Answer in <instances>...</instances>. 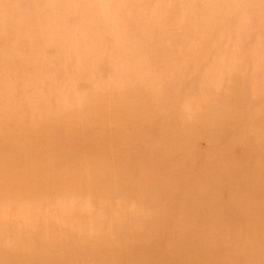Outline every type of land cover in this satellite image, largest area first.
<instances>
[{
    "label": "rangeland",
    "instance_id": "374dc122",
    "mask_svg": "<svg viewBox=\"0 0 264 264\" xmlns=\"http://www.w3.org/2000/svg\"><path fill=\"white\" fill-rule=\"evenodd\" d=\"M135 84L153 93V98L146 101L148 114H157L156 124L162 125L166 133L170 132L169 135L177 133L184 123L197 125L195 105H210L215 97L223 96L226 103L237 107V112L242 110L239 107L243 101L245 104L256 103L259 105L257 108H261L264 106V0H0V113L4 117L0 116V146L4 141L5 121L14 124L10 132L26 142L27 132L17 123L28 126L38 114L41 117H56L61 115L58 113L60 109L75 110L81 105L83 110L87 104L88 110L94 113L97 107L126 95L144 101L141 93L135 90ZM235 84L238 89L232 90ZM179 94L181 100L177 102ZM204 110L208 112L210 121L217 115L216 112ZM251 111L255 112L256 109ZM240 113L241 117L232 119L228 127L215 136L226 134L228 138L238 139L235 137L241 134L243 138L252 140L250 128L244 126L250 117L246 111ZM262 120V124L258 125L264 126V118ZM141 130L149 135L150 123L139 127V136ZM100 135V127L96 126L87 143L94 144ZM152 137L155 140L154 130ZM222 138L217 147L224 144ZM152 140L150 142H154ZM60 142L64 148L62 155L68 158L70 137L63 135ZM214 143L211 140L195 152L210 149ZM133 145V153H141L142 147L137 146L138 141H134ZM247 151L251 149L247 148ZM237 153L235 151V155ZM95 155L96 160L87 165L98 170L97 159L101 160L102 154ZM183 157L177 151L173 158L182 162ZM28 159L29 155H26ZM130 163L128 161V165ZM68 182L69 178H64L63 185ZM250 184L251 179L240 181L243 187ZM197 186L203 188L201 183ZM25 189L21 192L24 197L20 199H10L1 194L0 224L16 226V221L19 223L23 218L20 213L24 212L21 211H28L29 208H32L30 212L24 213L27 221L38 215L47 219L48 214L51 222L47 219L46 223L58 222L60 228L70 229L69 224H77L80 234L71 233L67 237L75 246L69 248L74 253L72 264H95L101 259H107L101 264H156L152 257L156 253L162 259L160 264H177V253L168 252L164 258L163 252H157L158 241H150L146 248L139 247L136 241H149L144 240L140 233L149 232L154 227L153 222L144 224L146 221L138 218L132 221L134 226L126 225L127 228L133 226L135 232L123 231L112 235V238H122L121 247H117V244L100 249L93 247L89 234L108 227L111 217L118 218L115 216L121 214V202L111 195L110 189L102 192L101 189L95 190L90 197L87 194V198L70 195L74 201L69 196L38 201L30 197L39 192L35 191L37 187L32 192ZM129 191L132 194V189L128 190V194ZM158 193L159 199H167ZM131 197L135 199L137 196L133 194ZM240 197H244V194L235 195L234 202ZM23 198L27 200L23 202ZM28 200V203L31 201L32 205H36L35 211V206L30 205L27 209ZM75 200L80 202L75 204ZM83 201L88 202L87 205ZM105 201V204L100 203ZM70 204L73 208L65 206ZM127 204L128 207L124 208L130 209L129 212L139 209H133L138 205L130 200ZM158 206L157 202L148 209L155 211ZM226 208L225 205L220 207V215L238 226L239 238L227 233L233 231L234 226L226 231L222 230V224L217 226L218 221L222 223L220 218L214 220L219 230L212 234L211 220L201 218L199 222L192 223L175 216L173 219L184 224H178L179 228L173 234L176 242L184 247V251L197 255L211 243L207 238L210 234L212 238H225L218 242L220 254L227 255L228 250L237 246L240 248L242 257H238L234 264H264V240L257 237L264 235V210L256 203L255 207L237 215ZM60 209H64L63 214ZM217 209L212 211L215 213ZM61 214L64 215L62 219L69 215L72 220L69 217L64 224ZM6 217H10L9 220ZM12 218H16L14 222ZM59 221H63L64 226ZM23 223L24 220L18 226ZM48 225L45 226L50 231L52 227ZM186 225L189 226L188 232ZM203 225L204 232L199 228ZM174 229L166 228L161 236L168 237ZM8 236V232L0 236V254L8 247L16 246V242ZM152 240L162 241L163 238L159 236ZM35 246L38 249L41 246L38 237ZM186 252L179 254L187 261ZM243 257L247 263L242 262ZM211 258L203 257L199 264H210ZM192 262V259L188 260V264ZM5 263L6 260L0 258V264Z\"/></svg>",
    "mask_w": 264,
    "mask_h": 264
},
{
    "label": "bare ground",
    "instance_id": "6f19581e",
    "mask_svg": "<svg viewBox=\"0 0 264 264\" xmlns=\"http://www.w3.org/2000/svg\"><path fill=\"white\" fill-rule=\"evenodd\" d=\"M135 86V90L141 93L144 101H138L133 96L126 95L124 98H116L113 102L100 108L97 107L94 113L88 110L89 104H87L83 110L81 105L75 110L60 111V109L58 113L61 115L56 117L55 115L41 117L38 114L32 124L28 126L21 122L17 123L20 128L27 132L26 142H22L18 136L13 135L9 129L14 124H8L5 121L4 141L0 146V196L4 194L10 199H20L22 196L24 197L21 192L25 188L32 192V189L37 187L38 190L35 191L39 192L30 197L38 201H49L51 198L70 197V195L87 198L95 190L101 189L100 192H102L104 189H110V191L112 190L111 195L118 197L121 202L120 210L118 209L121 214L120 216L119 214H117L118 216L114 215L118 218L112 216L108 227L95 230L89 234L93 240V247L96 246L95 249L105 248L113 244L121 247L123 245L122 238H112V235L114 233L118 235L123 231L135 232L136 229L133 228L132 221L138 218V220L146 221L144 224L153 222L154 227L149 232L140 233L144 240H149L136 241L140 244V248H146L150 241H158L157 252L159 250L163 252L164 258L167 257L168 252L177 253V264H188L190 259L193 260L190 264H199L203 257H212L211 261L216 263L234 264L238 257H242L240 248L237 246L233 250H228L227 255L226 253L220 254L218 242L224 241L225 238L222 240L212 238L210 234V237L207 238L211 243L206 249L202 248L199 254L194 255L184 251V247L176 242V236H173L179 228L178 224H184L173 218L180 216L181 219H188L192 223L199 222L201 218L207 221L211 220L212 234L219 230L214 220L220 218L222 223L218 221L217 226L222 224L223 231L234 226L233 231L227 233L239 238L241 235L238 226L231 221L224 220L219 212L220 207L222 205L227 206L226 209L231 210L234 215L242 213L250 207H255V203L264 210V126L258 125L263 122L264 106L258 109L257 106L259 105L256 103L245 104L243 101L239 107L242 110L237 112V107H232L226 103L223 96L215 97L210 105H203L202 103L200 107L195 105L197 125L191 123L185 125L184 123L183 127H179L177 133L169 135L170 132L166 133L162 125L156 124L157 114H148V102L146 101L153 98V93L145 91L140 84H135ZM237 87L235 84L232 90H237ZM241 98L245 100L243 97ZM177 99V102L181 100V94L177 95ZM194 103L191 105L193 106ZM204 108L216 112V117L210 121L208 112ZM254 109L256 111L252 112L251 110ZM243 111H246L247 116L250 117L246 119L247 124L244 126L250 128L252 140L243 138L241 134L235 137L238 139L228 138L226 134L215 136L219 131L222 133L232 119L241 117L240 112ZM91 113L92 115L88 117ZM0 116L3 117V114L0 113ZM149 123L151 133L147 135L141 130L142 133L139 136L137 132L139 127ZM96 126L100 127L101 135L94 144H88L87 140ZM152 130L155 131V140H152ZM63 135L69 136L71 140L68 158H64L62 155L64 148H62L60 137ZM222 137H224L225 142L217 147L222 141ZM151 140L154 142H150ZM211 140L216 142L214 146L212 145L210 149L204 151L195 152ZM134 141H138L137 146L142 147L141 153H133ZM247 148H250L251 151H247ZM177 151L184 155L182 162H177L173 158ZM235 151H238L239 154L235 155ZM240 152L243 153L240 154ZM96 153L102 154L101 160L97 159L98 170L92 169V165H87L96 160ZM26 155H29L28 161ZM128 161L132 163L128 165ZM200 162L206 163L201 164ZM66 177L69 178V182L63 185ZM245 178L251 179V184L247 187L240 185V181ZM199 183L203 185L202 189L198 188ZM31 186L34 188L31 189ZM129 189H132V194L129 191L130 197ZM158 192L167 199H159ZM239 193L244 194V197H240L234 202L235 195ZM133 194L137 196L135 199L131 197ZM27 198L31 199L28 196ZM26 200L24 199L23 202ZM72 200L74 201V199ZM128 200L138 205L133 208L134 204L133 209H139L133 210V212H129V208V211L126 210L124 207H128ZM31 201L30 203H28L29 200L27 201L26 205L28 204V206L26 207L28 209L35 206L33 208L35 211L37 207L32 205ZM85 201L83 202L85 203ZM224 201L227 202L224 203ZM33 202L35 203L34 200ZM77 202L80 201L75 200V204ZM157 202L159 206L155 211L148 209ZM84 203L82 206L87 205L88 202ZM100 203L105 204L106 201ZM86 205L84 209L87 207ZM65 206L73 208L71 204ZM66 207H64L65 210ZM30 209L32 208H29L28 211ZM212 209L217 210L214 213ZM60 210H62L61 213L64 211V209ZM28 211L23 210L21 212ZM39 212L37 211V214ZM24 213H20V216L23 215L22 221L24 220L20 226L18 224L22 222L21 219L19 223L16 221L17 224L13 227L0 224V236L8 232V237L11 236L12 240L16 242L15 247H8L0 254V258L6 260L5 264L8 262L9 264H72L74 253L70 252L69 248L73 249L75 246L71 245L72 240L67 237L71 233L80 234V226L72 223L69 224L70 229H63L58 227V222H54L56 224L46 223L47 219L51 222V217L49 218L48 214H46L47 219L38 215L36 218L34 216L27 221L24 216L26 213ZM62 214L61 219L64 217ZM50 216L54 217V215ZM58 216L59 219L60 215L58 214ZM69 217L68 215L67 218ZM8 218L7 220H9ZM67 218L62 219L64 224L68 222H66ZM15 219L12 218V222ZM62 222L60 223L62 224ZM47 224L52 227L49 228L50 231L45 226ZM126 225L133 226L127 228ZM62 226L64 225L62 224ZM186 226L188 232L189 226ZM65 227L68 228L67 225ZM166 228L175 229L169 233L168 237L161 236ZM199 228L204 232L205 225L199 226ZM159 236L163 238L162 241L152 240ZM37 237L41 242L39 249L35 246ZM137 237L139 238V234ZM257 237L261 241L264 240L263 234H259ZM16 247L19 248L8 250ZM182 252L187 253V261L179 254ZM142 255L144 257L145 252ZM157 255L156 253L152 257L156 264H160L162 259ZM211 261L208 263L215 264ZM102 262H107V259L96 261L95 264ZM242 262L247 263L246 258L243 257ZM73 264L78 263L73 262ZM143 264L150 263L144 262Z\"/></svg>",
    "mask_w": 264,
    "mask_h": 264
}]
</instances>
